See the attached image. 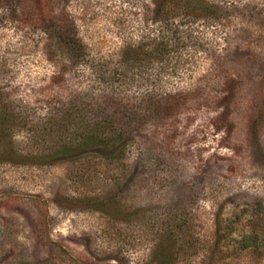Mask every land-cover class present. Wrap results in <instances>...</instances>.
<instances>
[{"label":"rangeland","instance_id":"rangeland-1","mask_svg":"<svg viewBox=\"0 0 264 264\" xmlns=\"http://www.w3.org/2000/svg\"><path fill=\"white\" fill-rule=\"evenodd\" d=\"M7 1L0 97L26 125L0 135V264H264L233 240L264 210V0H198L199 19L172 22L154 21V0H52L82 44L65 64L46 56L33 0ZM171 30L162 62L122 57ZM106 70L128 75L103 85ZM147 89L167 101L136 102L131 91ZM70 104L76 120L42 129ZM99 123L112 137L125 130L123 155L116 145L52 157Z\"/></svg>","mask_w":264,"mask_h":264},{"label":"trees","instance_id":"trees-1","mask_svg":"<svg viewBox=\"0 0 264 264\" xmlns=\"http://www.w3.org/2000/svg\"><path fill=\"white\" fill-rule=\"evenodd\" d=\"M9 1V0H8ZM7 1V2H8ZM198 0H154L153 3V13L155 20L154 21H166L172 19L175 21V17L186 16L192 17L193 19H199L200 16L206 12L205 8H202L200 4L197 3ZM33 7L36 12L35 14V26H40L41 30L44 34H46V52L48 53L49 60L57 63V59L61 60L63 64L70 63L71 60L78 59L80 56V51L82 49V44L77 39L74 30L69 26L65 25V23L56 20V17L52 15V0H33ZM186 19V18H181ZM188 20V19H186ZM170 21V20H169ZM178 32L175 30H171L167 32L166 36L164 34L156 37H148L147 41L141 44V46H127L128 51L124 50L122 53V57H124L127 61L136 64L139 61L147 60V61H159L162 62L164 58H169L172 50L174 49L171 41L177 38ZM133 68V67H131ZM138 74L141 71H138ZM132 69V71H134ZM96 71V70H95ZM97 72V71H96ZM136 73H131L137 74ZM103 73V72H102ZM106 77L104 75V79L102 80L103 85H109L112 81L117 80L120 76L123 78L127 77L126 72L114 73L111 70H106ZM100 78V71H98ZM122 74V75H121ZM102 76V75H101ZM134 81L137 83L140 79V76L133 75L132 77ZM125 80L118 84V87H115L114 96H118V98H124L129 96V92L125 87ZM129 83V82H127ZM138 84V83H137ZM140 85V84H138ZM131 86V87H130ZM130 87V88H129ZM138 88L137 85H134L132 82L129 83L128 88ZM128 92V93H127ZM132 92V97L136 96V102L143 103L147 100H153L156 97L160 99H164L167 101V95L163 97L160 94H156L154 91L149 89L145 91L134 90ZM127 93V95H125ZM3 94L0 91V95ZM121 95V96H120ZM130 97V96H129ZM75 106L70 104L67 108H62L64 111V117H59L58 114L61 113L60 110L52 111L49 113V117L46 121L41 123V127L44 131H48L49 134L54 135L57 132V128L63 127L66 128V125H60L67 119L76 120L78 117V111L74 109ZM78 109V108H77ZM23 112L21 109L13 107L12 104L8 101H5L4 98L0 97V135L1 133H6L10 138V133L13 129H15V120L17 118L22 119L23 124L26 125V118L23 117ZM143 119H137L135 122H140ZM105 124L106 122H102ZM102 123H99L95 127V129L88 130L87 127L81 128V134L78 139H69L60 143V145H55V151L52 154V157L66 156L73 153L89 150V149H111L115 147V151H120L123 155L124 146L126 142V133L125 130H121L119 134H117V138L110 136L109 131H103L101 128ZM109 123V122H107ZM108 125V124H107ZM33 127V126H32ZM38 126H34L32 133L35 135L36 129ZM115 133V132H114ZM119 137V138H118ZM120 146V147H118ZM75 155V154H73ZM241 221V215L234 214L230 218L226 220V222L232 227L231 230L234 229V225L238 224ZM248 225L246 229H242L239 231L236 238L233 240L237 243V248L241 250H248L253 254L260 255L264 254V210H256L253 209L249 215L247 216Z\"/></svg>","mask_w":264,"mask_h":264}]
</instances>
